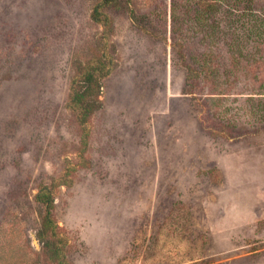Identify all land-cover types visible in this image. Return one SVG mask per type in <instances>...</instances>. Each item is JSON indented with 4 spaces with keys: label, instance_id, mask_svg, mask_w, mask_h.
<instances>
[{
    "label": "rangeland",
    "instance_id": "obj_1",
    "mask_svg": "<svg viewBox=\"0 0 264 264\" xmlns=\"http://www.w3.org/2000/svg\"><path fill=\"white\" fill-rule=\"evenodd\" d=\"M99 1L0 0V264H51L45 183L67 264H264V0L104 6L114 63L82 131L66 101Z\"/></svg>",
    "mask_w": 264,
    "mask_h": 264
},
{
    "label": "trees",
    "instance_id": "obj_2",
    "mask_svg": "<svg viewBox=\"0 0 264 264\" xmlns=\"http://www.w3.org/2000/svg\"><path fill=\"white\" fill-rule=\"evenodd\" d=\"M115 0H100L96 3L90 13V17L95 22L101 24V32L98 37L97 47L93 49V54L80 64L71 79L66 106L73 112L75 119L82 131L86 129L90 116L96 111L101 101V80L106 77L113 68L112 49L114 44L110 39L111 19L104 12L103 7L110 5ZM133 21L138 22V16L130 12ZM191 76H195V69L187 66ZM190 76V78H191ZM192 85V84H191ZM83 133V132H82ZM84 144L86 143V132L83 134ZM68 169L74 166H67ZM69 172V170H66ZM64 174V173H63ZM66 174L63 175V177ZM53 184H42L38 187L35 200L43 205L44 212L41 214L40 227L37 230V238L45 250V255L51 264H67L63 252L62 236L57 231V223L52 216L54 197L52 194Z\"/></svg>",
    "mask_w": 264,
    "mask_h": 264
}]
</instances>
